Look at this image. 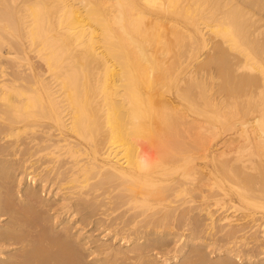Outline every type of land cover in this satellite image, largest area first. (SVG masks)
Returning <instances> with one entry per match:
<instances>
[{"label":"bare ground","instance_id":"obj_1","mask_svg":"<svg viewBox=\"0 0 264 264\" xmlns=\"http://www.w3.org/2000/svg\"><path fill=\"white\" fill-rule=\"evenodd\" d=\"M0 264H264V0H0Z\"/></svg>","mask_w":264,"mask_h":264}]
</instances>
